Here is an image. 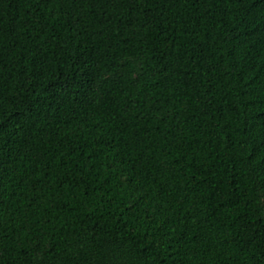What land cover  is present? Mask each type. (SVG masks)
<instances>
[{
  "label": "trees",
  "instance_id": "obj_1",
  "mask_svg": "<svg viewBox=\"0 0 264 264\" xmlns=\"http://www.w3.org/2000/svg\"><path fill=\"white\" fill-rule=\"evenodd\" d=\"M0 264H264V0H0Z\"/></svg>",
  "mask_w": 264,
  "mask_h": 264
}]
</instances>
